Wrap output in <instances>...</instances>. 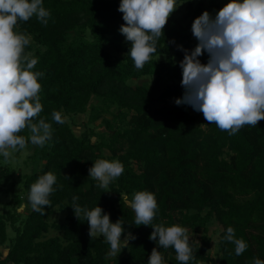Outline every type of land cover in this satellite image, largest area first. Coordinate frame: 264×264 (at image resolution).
Segmentation results:
<instances>
[{
  "label": "trees",
  "instance_id": "1",
  "mask_svg": "<svg viewBox=\"0 0 264 264\" xmlns=\"http://www.w3.org/2000/svg\"><path fill=\"white\" fill-rule=\"evenodd\" d=\"M222 1L229 2L198 0L189 5L190 26L205 11L214 17ZM42 3L51 13L47 26L33 16L18 21L14 31L31 37L25 52L38 59L31 71L44 73L37 79L43 109L35 119L51 124L52 138L40 151L43 168L22 177L0 155V196L11 197L0 212V264H148L157 248L149 240L152 225H135V212L120 197L132 199L140 191L153 193L157 201L152 224L205 232L199 243L189 237L195 256L189 264L264 260V120L229 136L190 106L175 105L184 93L179 67L184 53L177 46L194 50L197 45L189 28L170 16L157 51L137 70L128 55L130 44L119 33L124 24L120 0ZM199 60L206 64L207 53ZM146 77L153 80L150 86L136 84ZM53 111L66 118L63 125L52 120ZM79 115H88L89 124L101 120L107 130L99 132L96 141L93 127L77 135L69 119ZM17 135L27 137L29 132ZM105 150L124 166L107 190L97 187L88 173L96 160H107ZM47 172L57 177L50 205L44 214L31 209L21 217L18 208L28 201L30 186ZM73 196L89 211L101 207L112 223L121 218L122 227L136 239L109 256L105 239L90 238L85 217H75ZM55 210L65 214L63 223L50 222ZM213 219L223 227L218 263L209 253L207 232ZM229 226L248 244L241 256L224 239ZM51 229L62 235L47 238ZM6 246L4 255L1 248ZM157 250L164 264H181L174 248Z\"/></svg>",
  "mask_w": 264,
  "mask_h": 264
},
{
  "label": "clouds",
  "instance_id": "2",
  "mask_svg": "<svg viewBox=\"0 0 264 264\" xmlns=\"http://www.w3.org/2000/svg\"><path fill=\"white\" fill-rule=\"evenodd\" d=\"M176 9V0H120L118 11L123 14L124 24L119 33L130 44L128 55L137 70L157 51L165 25ZM33 16L47 26L51 13L42 0H0V155L5 163L28 143L42 148L52 138L51 124L35 119L43 109L37 79L44 73L31 71L38 63L37 58L25 52L31 37L14 31L18 21L26 22ZM191 32L197 41L194 50L177 46L184 53L179 63L184 93L175 99V105L190 106L229 136L236 135L244 125L257 127L264 120V0H229L214 17L207 11L197 17ZM205 53L208 61L202 64L199 57ZM52 120L61 125L66 122L56 111ZM25 129L27 137L17 135ZM123 172L119 160L98 159L88 169L97 187L105 190ZM56 183L57 177L47 172L30 186L28 201L35 212L44 214ZM120 197L135 212V225H152L149 240L156 242L157 248H153L148 264H164L158 248H174L181 264L195 259L187 228L152 224L158 211L153 193L140 191L132 199L126 194ZM78 200L72 197L75 217H85L90 238L100 235L105 239L110 245L109 256H116L136 239L130 232L125 234L121 218L112 223L110 214L101 207L89 211ZM224 239L235 245L236 256L248 248L245 240L236 238L231 226ZM252 264H264V260L254 258Z\"/></svg>",
  "mask_w": 264,
  "mask_h": 264
},
{
  "label": "rangeland",
  "instance_id": "3",
  "mask_svg": "<svg viewBox=\"0 0 264 264\" xmlns=\"http://www.w3.org/2000/svg\"><path fill=\"white\" fill-rule=\"evenodd\" d=\"M198 0H176L177 9L171 14V16H175L181 20L184 27L189 28L187 31L191 32V17L189 16V5H195ZM228 2H220L218 3L219 9H221ZM164 58V57H162ZM161 58V59H162ZM152 78L146 77L136 81V84L150 86L152 82ZM108 119H111V116H107ZM69 122L72 124V127L77 135L84 133L89 130L90 127L96 128L97 134L92 138L93 141H96L98 138L99 132H105L107 129L104 125L101 124V120L96 123L89 124V116L88 115H79L72 117L69 119ZM41 147L34 146L31 143H28L27 147L24 150L14 152L12 158L8 162V164L16 170V173L19 175L21 172V176L26 174H31L36 172L37 170H41L44 166V162L41 161ZM104 156L108 161H112L110 159V152L105 150L103 152ZM11 199L10 196H0V212L4 211V204ZM30 203L25 200L21 207L18 208V213L21 217L26 216L31 211ZM65 221V214L60 212L59 210H55L52 216L50 217L51 223H63ZM189 237L196 243L200 242L201 237L205 234L202 229L194 230L187 229ZM223 227L219 224V222L213 219L209 226L207 235L210 239V256L218 263L221 257V253L219 251V242L221 239V232ZM10 235H13L11 229H9ZM129 233V231H125V234ZM62 233L57 229H51L50 232L46 235L47 238L61 236ZM99 236V235H97ZM124 237L122 236L121 239ZM8 251L7 246L1 248V252L6 255Z\"/></svg>",
  "mask_w": 264,
  "mask_h": 264
}]
</instances>
